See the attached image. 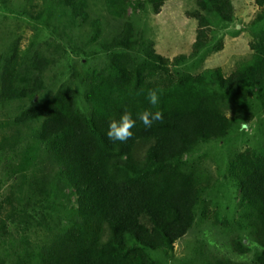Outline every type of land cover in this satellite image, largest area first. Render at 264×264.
Returning <instances> with one entry per match:
<instances>
[{
	"label": "trees",
	"instance_id": "obj_1",
	"mask_svg": "<svg viewBox=\"0 0 264 264\" xmlns=\"http://www.w3.org/2000/svg\"><path fill=\"white\" fill-rule=\"evenodd\" d=\"M61 1L75 19L89 23V42L106 56L101 66L77 74L88 112L78 106L76 89L65 84L15 120L37 125L34 138L41 174L32 169L21 176L26 195L34 201L32 218L42 208L55 224L53 233L36 243L20 263L166 264L152 253L173 258L176 242L199 219L221 227L233 251L250 252L241 241L243 233L262 251L250 263L212 254L196 264H264V147L234 152L228 162L229 178L239 189L235 217L224 215L205 198L216 180L201 158L188 157L204 143L227 138L236 125L251 123L255 110L264 109V0H255L251 53L228 74L221 67L198 74L178 67L224 49V42L216 41L210 15L220 23L233 22L232 0H196L198 8L188 13L197 20L192 51L173 58L157 52L129 12L150 6L159 14L167 0H105L108 13L122 22L105 41L87 0ZM21 67L19 57L3 65L2 100L40 89L41 72L23 76ZM160 88L163 94L153 108L147 92ZM148 108L162 111L163 120L146 128L137 119L127 142L107 138L110 122L125 109L136 118Z\"/></svg>",
	"mask_w": 264,
	"mask_h": 264
},
{
	"label": "rangeland",
	"instance_id": "obj_2",
	"mask_svg": "<svg viewBox=\"0 0 264 264\" xmlns=\"http://www.w3.org/2000/svg\"><path fill=\"white\" fill-rule=\"evenodd\" d=\"M87 1L91 18L99 19L103 27L101 40L109 39L122 22L108 13L105 0ZM232 1L235 7L233 22L220 23L210 15L215 24L216 41L222 40L224 49L208 52L203 61L189 59L178 67L179 70L198 74L206 68L221 67L228 74L240 59L250 55L249 42L254 32L251 21L258 7L255 0ZM197 8L196 0H167L159 14L150 6L146 11L130 8L129 12L137 27L154 41L157 52L173 58L179 54L189 55L192 51L197 20L190 18L188 13ZM90 34L89 23L75 19L61 0H0V74L7 61L19 57L23 76L41 72L43 80L40 89L26 97L12 101L0 98V264H22L21 259L23 262L36 243L53 233L55 225L42 208L37 210L40 214L32 218L34 201L26 195L21 176L32 169L41 174L40 154L35 150L34 138L37 125L15 120L20 112L52 97L65 84L76 89L78 106L88 112L89 104L77 74L101 66L106 56L100 46L89 42ZM261 146L264 147V109L257 108L246 127L236 125L227 138L204 143L188 156L201 158L216 180L215 187L206 192L205 198L224 215L235 217L240 210L239 189L228 175L232 154ZM23 194L26 199L22 198ZM66 194L71 195L69 191ZM71 199L74 200V196L71 195ZM241 241L250 252L233 251L229 236L221 227L210 220L197 219L188 233L176 242L173 258L156 252L152 255L166 264H196L202 257L212 254L250 263L262 248L246 233L242 234Z\"/></svg>",
	"mask_w": 264,
	"mask_h": 264
},
{
	"label": "clouds",
	"instance_id": "obj_3",
	"mask_svg": "<svg viewBox=\"0 0 264 264\" xmlns=\"http://www.w3.org/2000/svg\"><path fill=\"white\" fill-rule=\"evenodd\" d=\"M163 91L162 88L148 90L147 100L153 108L159 104ZM137 119L140 120L146 128H150L154 122L163 120V112L160 110L152 111L151 108H148L138 112L136 118H133L132 112L125 109L118 120L113 119L110 122L106 133L107 138L111 141L127 142L134 135L132 130L136 126Z\"/></svg>",
	"mask_w": 264,
	"mask_h": 264
}]
</instances>
